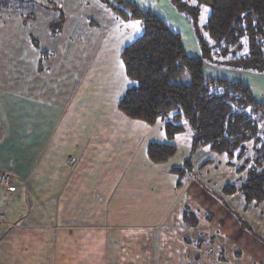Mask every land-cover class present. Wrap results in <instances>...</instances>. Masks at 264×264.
Returning <instances> with one entry per match:
<instances>
[{"label": "crops", "instance_id": "0c3cea01", "mask_svg": "<svg viewBox=\"0 0 264 264\" xmlns=\"http://www.w3.org/2000/svg\"><path fill=\"white\" fill-rule=\"evenodd\" d=\"M128 1L161 18L163 6H167L160 4L162 0ZM55 2L67 17L59 36L70 24V40L78 41L79 31L87 36L83 51L76 53L81 65L71 68L78 72L76 78L54 76V39L45 29L57 19L55 12L38 10L35 14L36 20L42 12L51 14L40 49L31 42L32 38L40 39L36 23L25 25L24 12H3L0 19V171L12 175L17 188L10 193L0 187V264H154V257L123 259L120 250L124 246L141 247L125 240L117 244V240L122 239V232L149 231L146 241L154 243L157 239L152 232L164 231L171 216V201L162 193L149 191L147 197L151 200L146 205L145 194L133 193L138 191L134 189L125 197L124 189L127 185L128 189L138 186L147 178L145 172H152L150 182L165 171L177 175L172 168L160 169L167 162L147 169L139 166L137 160L144 159L143 153L150 161L148 146L156 142L143 146L145 150L139 154L149 126L122 114L119 100L106 116L103 110L89 109V85L95 91L98 85L108 88L114 82L112 76L110 82L96 79L97 74L89 81L85 79L95 58L100 57L101 44L113 29L122 28L124 21L99 0L77 1L82 11L75 13L68 0ZM119 44L116 41L109 46V53ZM73 45L79 46L80 42ZM124 48L120 47L111 58L115 68L122 70V84L127 85L121 66ZM44 51L50 55L41 62ZM102 56L107 59L108 51ZM106 62H100L103 67L96 71L105 68ZM241 81L252 88L250 82ZM122 84L120 81L115 94L119 99L123 97ZM28 119L35 125L25 130ZM177 184L176 179L177 191L185 187ZM160 236L165 240V234ZM161 260V264H171L170 259ZM177 264H187V259H178Z\"/></svg>", "mask_w": 264, "mask_h": 264}, {"label": "trees", "instance_id": "16d2710c", "mask_svg": "<svg viewBox=\"0 0 264 264\" xmlns=\"http://www.w3.org/2000/svg\"><path fill=\"white\" fill-rule=\"evenodd\" d=\"M99 1L122 21H140L143 26L142 34L121 53L128 86L118 110L148 126L165 120L164 132L170 141L191 130L193 148L227 155L232 166L234 160L243 161L236 170L245 173L246 179L239 187L226 185L223 191L227 195L241 192L247 204L263 203L264 103L243 81L210 75L206 70L207 66H220L264 75V0H186V4L174 0L175 11L184 15L192 28L200 10L210 9L199 37L193 28L198 56L190 54L182 35L152 10L128 0ZM36 3L39 8L31 10L25 23L36 20L38 10L50 11L52 6L57 19L49 22L45 31L52 38L61 34L67 21L65 12L54 2ZM5 6L0 0V18ZM31 42L40 49L43 41L32 38ZM48 54L42 52V62ZM185 75L188 83L178 82ZM249 152L253 154L247 156ZM147 154L151 162L162 164L177 154V147L151 143ZM172 173L179 177L177 185H182L185 170L173 168ZM186 221L196 224L195 216L189 221L186 217Z\"/></svg>", "mask_w": 264, "mask_h": 264}, {"label": "rangeland", "instance_id": "374dc122", "mask_svg": "<svg viewBox=\"0 0 264 264\" xmlns=\"http://www.w3.org/2000/svg\"><path fill=\"white\" fill-rule=\"evenodd\" d=\"M54 1L57 0H47L46 2ZM77 1L79 0H68L70 5H73L70 10H73L74 13L82 11ZM180 1L177 2L179 5L180 3L186 4V0ZM163 3L168 6H163V12H161L167 24L182 35L190 54H199V46L195 34L199 37L200 32L203 31V26L207 22L210 9L203 7L200 10V17L195 27L193 26L195 28L194 34L191 24L187 21L188 19L181 13L175 11L177 6L176 2L174 0L168 2L162 0L160 4L162 5ZM1 4L7 6L2 8L4 13L13 11L24 12L25 15L22 17L23 23L31 17L30 12L32 9L39 8V5L33 0H26V2H20V0H1ZM192 5H195V2ZM53 10L54 7L50 6V11L54 12ZM68 14L70 15V11ZM49 15L51 14L42 12L38 17L39 20L29 21V23H36L35 31L36 34H40V40L44 38V35L46 37L44 29L49 20ZM25 25L28 24L25 23ZM71 27L72 24L65 29L63 35H57L53 38L54 62L56 63L54 76H60L61 79H72L73 75L76 78L78 72H74L71 68L75 65L80 67L81 64L77 61L78 57L76 53L82 52L83 46L87 43V36L84 35L83 31H74L77 34L79 33L78 41L74 39L70 40L68 36L72 35ZM142 27L140 21L123 22V27L113 29L106 41L101 44L98 52L100 57L95 58L96 61L92 63L91 73L89 72L85 79L89 81L90 76L97 74L95 78L100 81L110 82L113 78L114 82H110L112 84L108 88L103 86V89L98 87V85L96 91L90 89L91 86L89 85V96L91 98V101L89 100V109H92V111L95 110L98 112L99 109L101 111L103 110L105 111L103 115L106 116L112 110L113 104L118 100L120 102V97L118 95L116 97L115 94L119 92L120 81L122 84V70L120 71L115 68L111 57L114 56V52L118 51L120 47H126L132 44L142 34ZM90 38L92 37L90 36ZM116 41L120 44L114 52L110 49L109 53V46ZM79 42L80 45L74 47L73 43ZM107 51L109 57L106 59L102 55L107 53ZM105 60H107L105 68L96 71L99 67H103L100 62L104 63ZM121 66L123 67V64ZM211 67L207 66L206 70L210 75L226 78L232 77L233 79L241 78V80L250 82L253 88L251 89L257 99L264 103V77L248 72H231L230 69L226 70L220 66ZM238 80L241 81L240 79ZM178 82L187 84L188 76L185 75ZM83 86L80 89H83ZM127 86L126 84L121 85L120 91L123 92V95ZM31 124L35 125V121L28 119L24 125L25 130H30ZM164 124L165 120L160 119L154 126H149V132H146L142 140V150L139 151V154L143 153L147 144L151 142L176 146L177 154L166 164L160 166V169H184L186 173L181 183L185 187L177 191L174 188V184L179 177L177 176L176 178L173 174H168L166 171L161 176L154 172L153 174L157 175L153 177L151 182L148 179H150L149 175H152V172H145L147 178L140 180L138 186H133L129 189L128 185L125 187V197L134 189L138 191L133 193L145 194L146 198H144L143 203L146 205L151 200L149 196L147 197V194L150 193L149 191L162 193L165 199L168 198L171 201V216L164 226V231L152 232L153 235H156L157 240L155 239L156 241L151 244L146 241V238L149 237L147 235L149 231L122 232V239L119 237L117 244H121L125 240L137 243L136 246L141 247L135 249L134 245L132 247H129V245L124 246L120 250L124 253L123 259H135L136 256H141L145 259L154 257V264H161V259H164L166 262L170 259L168 262H171V264H177L178 259H187V264H264V202L260 204L255 202L247 204L241 192L238 191L235 194L227 195L223 191L226 185L231 184L239 187L246 179L245 173H238L236 170L243 161L238 162L234 160L232 161V166L231 160L227 155L216 154L210 151L209 148H193V133L191 130L186 131L177 136L173 141H170L166 138ZM252 154L253 152H249L247 156H251ZM143 157V160H137L139 166L143 169H147L149 165L157 167V165L151 164L145 153H143ZM146 161L149 164H145ZM140 200L142 198L139 200L136 198L133 199V201ZM192 216H195L196 224L186 221V217L189 221ZM162 234H165V240L161 238L160 235Z\"/></svg>", "mask_w": 264, "mask_h": 264}, {"label": "built area", "instance_id": "2783aa9c", "mask_svg": "<svg viewBox=\"0 0 264 264\" xmlns=\"http://www.w3.org/2000/svg\"><path fill=\"white\" fill-rule=\"evenodd\" d=\"M16 181L12 177V175L0 171V187L5 189L6 191L10 193H15L17 191V188L15 186Z\"/></svg>", "mask_w": 264, "mask_h": 264}]
</instances>
